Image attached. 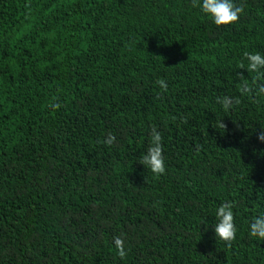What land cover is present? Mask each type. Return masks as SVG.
<instances>
[{"label": "trees", "instance_id": "trees-1", "mask_svg": "<svg viewBox=\"0 0 264 264\" xmlns=\"http://www.w3.org/2000/svg\"><path fill=\"white\" fill-rule=\"evenodd\" d=\"M237 3L217 26L191 0H0V264H264V96L217 102L264 55V0ZM153 128L160 176L138 162Z\"/></svg>", "mask_w": 264, "mask_h": 264}, {"label": "clouds", "instance_id": "clouds-1", "mask_svg": "<svg viewBox=\"0 0 264 264\" xmlns=\"http://www.w3.org/2000/svg\"><path fill=\"white\" fill-rule=\"evenodd\" d=\"M191 4L192 7L198 8L202 13L210 17L217 26H228L237 23L245 11L243 4L237 3V0H191ZM244 57L248 61L247 67L245 68L244 64L241 63L240 68L246 69L248 73H255V76L250 82L248 76H244L243 73L237 74L240 95H224L217 99V102L225 111L238 106L241 103L242 96H264V55L259 52H245ZM156 85L162 92L168 91L169 85L164 78L158 79ZM61 106L58 102L50 104V107L54 109H59ZM184 122H187L186 119ZM219 127L226 128L224 121L219 123ZM258 139L264 142V128L260 131ZM102 142L110 147L116 142V137L110 135ZM138 162L156 176L166 172L162 135L155 128L152 129L150 146L140 156ZM233 208V201H225L215 211L217 218V223L214 226L215 237L224 241L228 247H231L232 242L237 238V226ZM249 235L253 238L264 240V214L252 218L249 224ZM114 245L121 259L128 255L125 239L122 236L114 237Z\"/></svg>", "mask_w": 264, "mask_h": 264}]
</instances>
